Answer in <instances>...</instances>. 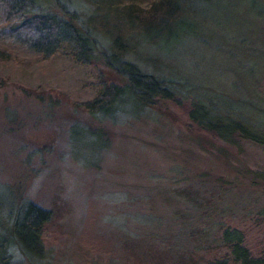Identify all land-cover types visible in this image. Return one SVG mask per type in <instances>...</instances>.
Listing matches in <instances>:
<instances>
[{
  "label": "rangeland",
  "instance_id": "1",
  "mask_svg": "<svg viewBox=\"0 0 264 264\" xmlns=\"http://www.w3.org/2000/svg\"><path fill=\"white\" fill-rule=\"evenodd\" d=\"M71 1L87 23L100 0ZM249 1L264 6L193 5L192 35L173 50L135 39L127 57L172 79L182 101L105 121L80 107L101 78L115 79L100 60L80 63L66 44L43 60L0 43V213L25 201L53 212L42 256L16 248L14 264H237L222 241L227 227L244 232L254 255L264 250V147L225 145L188 118L203 96L244 113L246 124L264 121V25L247 15ZM75 127L102 138L76 143Z\"/></svg>",
  "mask_w": 264,
  "mask_h": 264
},
{
  "label": "trees",
  "instance_id": "2",
  "mask_svg": "<svg viewBox=\"0 0 264 264\" xmlns=\"http://www.w3.org/2000/svg\"><path fill=\"white\" fill-rule=\"evenodd\" d=\"M47 2H52L58 11L48 10ZM92 2L96 11L84 19L87 22L84 23L71 0H0V43L22 48L43 60L54 56L66 44L80 63L92 64L100 60L113 72L115 79L101 78L98 94L80 104L97 121L114 119L130 109L152 107L159 100L181 102L172 79L146 72L127 55L135 51V39L156 45L163 52L173 50L184 37L192 35L189 20L195 12L193 5L206 9L213 7L217 0ZM144 3L147 6L142 7ZM246 5L249 18L255 17L264 25V6L250 1ZM99 7L101 12L97 14ZM101 36L109 38L106 45ZM4 54L8 56L9 53ZM199 97L190 102L188 118L200 134L212 135L229 146L244 140L264 147V128L259 127L264 126V121L257 120V124L251 126L242 121H248L242 116L244 113L239 111L237 115L232 107H222L218 97ZM239 117L242 120L237 119ZM101 138L98 130L76 127L71 130V139L76 143L86 141L95 147ZM52 216L51 210L34 201L20 203L11 208L7 216L0 213V264H14L13 257L18 249L31 257L42 256L43 233ZM222 241L237 264H264V250L254 255L245 244V234L240 229L227 227L222 232ZM212 262L227 264L220 259Z\"/></svg>",
  "mask_w": 264,
  "mask_h": 264
}]
</instances>
